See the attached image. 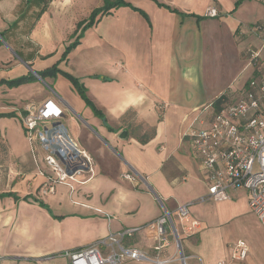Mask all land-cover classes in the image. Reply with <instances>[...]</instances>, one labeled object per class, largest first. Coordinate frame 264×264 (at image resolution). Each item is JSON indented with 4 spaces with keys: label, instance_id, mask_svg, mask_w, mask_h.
Masks as SVG:
<instances>
[{
    "label": "crops",
    "instance_id": "0c3cea01",
    "mask_svg": "<svg viewBox=\"0 0 264 264\" xmlns=\"http://www.w3.org/2000/svg\"><path fill=\"white\" fill-rule=\"evenodd\" d=\"M126 1L130 5L98 14L88 25L103 0H0V83L34 76L20 84L33 92L0 102V264H69L64 252L165 212L186 264H264V226L249 209L248 192L230 189L226 200L199 201L207 192V173L186 136L191 124L210 120L217 97L233 91L220 83L223 65L238 59L245 70L253 66L229 103L250 80L264 78V0ZM209 6L216 17L204 15ZM247 32L261 44L238 49ZM64 62L74 65L71 73L59 69L82 82L98 114L66 76L38 74ZM33 94L37 100H29ZM45 98L81 121L73 122L78 137L70 135L92 155L95 175L73 190L59 184L40 198L41 179L16 110ZM67 109L61 122L69 132ZM189 202V218L199 222L190 235L175 215L178 205ZM156 235L144 229L122 245L176 258L172 238L154 251ZM237 241L246 245L243 259L232 257Z\"/></svg>",
    "mask_w": 264,
    "mask_h": 264
},
{
    "label": "built area",
    "instance_id": "2783aa9c",
    "mask_svg": "<svg viewBox=\"0 0 264 264\" xmlns=\"http://www.w3.org/2000/svg\"><path fill=\"white\" fill-rule=\"evenodd\" d=\"M204 15L216 17L217 10L209 6ZM66 109L56 100L45 98L38 105H25L18 113L36 163V175L43 177L37 188L40 198L53 194L59 184L73 190L95 175L92 155L61 122ZM186 136L207 173V192L198 200H226L229 198L228 190L243 188L248 192L250 211L264 226V78L250 80L235 102L215 111L206 124L204 120L191 124ZM124 176L129 177L127 174ZM191 204L189 202L175 208L182 231L188 235L195 233L199 226L197 220L189 218ZM144 229L157 233L154 251L169 246L172 238L178 256L159 258L158 255L149 256L141 249L122 245L124 239ZM246 251L245 243L237 241L232 257L243 259ZM181 253L179 233L171 215L165 212L144 225L109 233L105 238L66 251L64 255L69 258V264H121L125 260L186 264L185 256Z\"/></svg>",
    "mask_w": 264,
    "mask_h": 264
},
{
    "label": "rangeland",
    "instance_id": "374dc122",
    "mask_svg": "<svg viewBox=\"0 0 264 264\" xmlns=\"http://www.w3.org/2000/svg\"><path fill=\"white\" fill-rule=\"evenodd\" d=\"M244 36H245L244 38L240 37L241 42L239 45H237L238 49H242V48L244 49L246 47H252V46L257 48L261 44L260 43L261 40H258V38H256L257 36H253L252 33L247 32ZM259 59H260V62L262 64L261 68L264 72V45L261 47ZM52 62L53 61H51L50 63H52ZM241 62L237 59L233 62L232 65L227 64V65H223L224 67H221V69L224 70V71L221 70V72H226V73H224L223 76H221L224 81L220 82V83L225 84V85L227 84L233 90L232 92L226 91L224 93L228 97L227 98L228 101H234L236 99V96L238 95L239 92H238V90L237 91H234V90L242 87L243 84L251 77V72L253 70V66H251L248 70H245V68H243L245 61H243L242 63ZM73 67H74V65L71 66L70 63L67 65L64 62L61 64L59 63L58 69L61 68L62 70L64 69V71L71 73V70L73 69ZM218 68H220V66H218ZM74 76H76V75H74ZM38 81H40V80L38 79ZM80 83L82 84V82H80ZM50 86L52 87V83ZM41 87L45 92H50V88L47 87L45 84H43V81L41 83ZM83 87H84V90H86L85 86H83ZM22 89H30V87L20 86V85L9 86L7 83H0V94H2V96H0V102H1V100L3 102H11L12 99L16 95H19V94H22L25 92H33L31 90H24L23 91ZM84 92H86V91H84ZM34 96H35L34 94L31 95L29 100H37L38 99L36 96L35 97ZM6 104H8V103H6ZM20 110L21 109L16 110L17 114L19 113ZM66 114L69 115V117H71V118L66 119L64 121V124L68 127V130L72 136L78 137L76 135V132H77L76 126H79L81 121L70 109H67ZM73 122L75 123L76 126L73 124ZM39 155L41 156L42 153L39 152ZM39 179L43 180V177L42 178L39 177Z\"/></svg>",
    "mask_w": 264,
    "mask_h": 264
},
{
    "label": "trees",
    "instance_id": "16d2710c",
    "mask_svg": "<svg viewBox=\"0 0 264 264\" xmlns=\"http://www.w3.org/2000/svg\"><path fill=\"white\" fill-rule=\"evenodd\" d=\"M123 5H130L129 2H127L126 0H103V4L102 6H100L99 8L95 9L92 13H91V16L89 18V21H88V25H91L94 20H95V17L98 15V14H105V13H108L111 9L113 8H117L119 6H123ZM142 14H144V12H141ZM75 44H77V42L75 41L74 43H72L71 45H69L66 50L64 51V54H63V58H65V54L68 52V50H70L72 47L75 46ZM57 72H60L61 74H63L64 76H66L68 79H70L73 87L77 90V92L79 93V95L81 96V98L88 104L91 106L93 112L95 114H98V111L91 105V102L89 101V99L87 98L86 94H85V90H84V87L83 85L77 80V78L71 76L70 74L68 73H65V72H62L61 70H59L57 68L56 65H53L47 69H44L42 71H39L38 74L40 75V77L44 78L46 75L48 74H55ZM34 79V76L33 75H29V76H22V77H18V78H15V79H11L9 81H7L6 83L9 85V86H12V85H20L22 83H25V82H28L30 80H33ZM228 97L223 93L221 94L219 97H217L212 105H213V108L215 111L221 109L222 107H224L225 105L229 104L230 101H228L227 99Z\"/></svg>",
    "mask_w": 264,
    "mask_h": 264
},
{
    "label": "water",
    "instance_id": "95a60500",
    "mask_svg": "<svg viewBox=\"0 0 264 264\" xmlns=\"http://www.w3.org/2000/svg\"><path fill=\"white\" fill-rule=\"evenodd\" d=\"M38 78L40 79L39 75H38ZM124 136V132L121 133V137ZM181 255L183 256V254L181 253Z\"/></svg>",
    "mask_w": 264,
    "mask_h": 264
}]
</instances>
